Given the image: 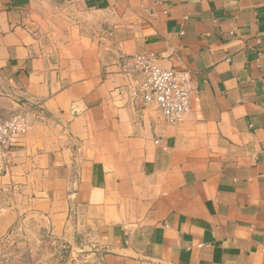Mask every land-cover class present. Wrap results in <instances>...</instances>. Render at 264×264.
Wrapping results in <instances>:
<instances>
[{
    "label": "crops",
    "instance_id": "0c3cea01",
    "mask_svg": "<svg viewBox=\"0 0 264 264\" xmlns=\"http://www.w3.org/2000/svg\"><path fill=\"white\" fill-rule=\"evenodd\" d=\"M139 54L189 74L181 124ZM0 83L28 122L0 239L29 210L86 264H264V0H0Z\"/></svg>",
    "mask_w": 264,
    "mask_h": 264
},
{
    "label": "built area",
    "instance_id": "2783aa9c",
    "mask_svg": "<svg viewBox=\"0 0 264 264\" xmlns=\"http://www.w3.org/2000/svg\"><path fill=\"white\" fill-rule=\"evenodd\" d=\"M128 71L136 77L138 91L146 105H153L163 121L171 126L183 122L191 111L194 89L187 72L164 69L152 54L131 57ZM32 113L40 115V107ZM28 130L27 112L17 111L10 118L0 120V161L7 162L11 150L24 138Z\"/></svg>",
    "mask_w": 264,
    "mask_h": 264
},
{
    "label": "rangeland",
    "instance_id": "374dc122",
    "mask_svg": "<svg viewBox=\"0 0 264 264\" xmlns=\"http://www.w3.org/2000/svg\"><path fill=\"white\" fill-rule=\"evenodd\" d=\"M15 104L8 87L0 83V120L18 111L19 103L16 108ZM0 186V206H6L16 190L10 185ZM43 221L24 210L12 232L0 239V264H86L84 256L90 250L55 238L50 226L42 225Z\"/></svg>",
    "mask_w": 264,
    "mask_h": 264
},
{
    "label": "water",
    "instance_id": "95a60500",
    "mask_svg": "<svg viewBox=\"0 0 264 264\" xmlns=\"http://www.w3.org/2000/svg\"><path fill=\"white\" fill-rule=\"evenodd\" d=\"M4 172V170H3V164H2V162L0 161V173H3Z\"/></svg>",
    "mask_w": 264,
    "mask_h": 264
}]
</instances>
